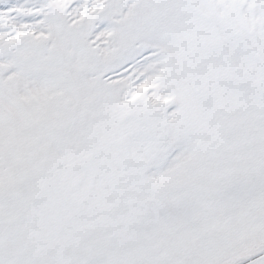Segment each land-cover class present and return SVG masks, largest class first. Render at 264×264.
Instances as JSON below:
<instances>
[{
    "label": "snow or ice",
    "instance_id": "obj_1",
    "mask_svg": "<svg viewBox=\"0 0 264 264\" xmlns=\"http://www.w3.org/2000/svg\"><path fill=\"white\" fill-rule=\"evenodd\" d=\"M0 264H264V0H0Z\"/></svg>",
    "mask_w": 264,
    "mask_h": 264
}]
</instances>
